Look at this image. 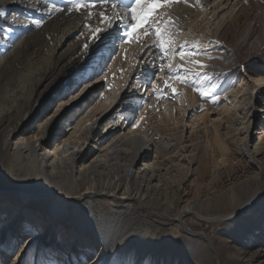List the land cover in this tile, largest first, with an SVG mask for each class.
<instances>
[{
  "label": "rangeland",
  "instance_id": "374dc122",
  "mask_svg": "<svg viewBox=\"0 0 264 264\" xmlns=\"http://www.w3.org/2000/svg\"><path fill=\"white\" fill-rule=\"evenodd\" d=\"M2 1L0 2V11L3 10L2 7L4 6ZM128 1H130L129 4L133 2V0ZM221 1L225 2V0H208V4L200 9L198 8L191 21H188L183 29L184 31L181 34H174V38L171 40V50H167L165 56L159 55L157 64L152 69L149 67L143 70L145 74L140 76L143 78L139 88L141 89L144 85L143 91L140 93L142 96L139 100L133 99L134 95L128 97L132 98L133 102L130 105L131 108L133 106V111L128 110L126 107L123 108L124 105L127 106V102H131V99L126 103L122 102V106H120L126 114V123L124 124V118L122 121L125 126H122L121 122L120 126L117 127L116 122L109 118L104 121L105 123L102 124L103 127L101 126L99 132L103 136L105 128L109 124H111L107 131V133H110L109 137L114 134L127 133L129 130H138V133L140 131L143 137H148L149 140L156 142L158 149L166 154L165 159L169 162L167 163L169 165L174 163L186 167L192 161L191 167L197 169L200 161L203 160V163L207 164H205L206 170L198 171L201 179L195 180V177L192 176L187 179L189 183L187 185H190L193 190L199 187L198 193L211 195L214 199L211 206L199 211L201 216L210 219L192 213L183 218L179 214L173 213L168 218L156 214L151 209L142 207H136L133 210L134 215L140 217L142 223H146L151 227L153 239L147 243L145 251L147 259H151L152 256L157 257L158 260L152 262L154 264H264V172L260 177L257 171L258 168L264 169V161L256 160L254 162L253 159H246L240 151L241 146L246 141L248 131L254 137L250 145L252 151L257 147L259 148L258 142L264 141V118H262L264 117L262 111L264 109V75L254 74L264 71V0H255L251 6H246V9H243V0H230L227 7L236 5V9L233 17L228 20L229 22L225 19L230 14H225L228 11H222L224 7L220 6ZM239 2L240 5H238ZM219 12H222L223 15L220 14L216 19ZM116 13H121V16L118 17L119 20L130 22V15L125 13L123 8ZM34 16L22 22L25 23L21 27L26 31L25 36L18 37L13 46L4 52H0V83H2L0 86V119L3 118L2 111L7 106H15L17 99L25 97L21 93L25 92L30 80H36L40 73L49 70L52 63L62 55L75 51V45L78 44L82 36L83 28L80 22L77 21L75 14L74 16L69 15L68 25L61 27L55 33L53 41L48 39L47 34H45L48 17L39 15L40 18H47V20L44 24L36 25ZM207 17L212 19L209 24ZM218 25H222L226 29L224 35L225 45L230 50L221 51L216 55V61L213 64H215L214 67L217 71V82L197 80V76L190 67L180 69L177 61L178 55L187 53L186 56L190 60L189 52L183 51L182 53L181 51L186 40L192 35H199L205 42L218 30ZM16 28H18L17 24H13L3 31L0 29V35L5 34L11 40L12 37H16L13 34ZM124 29L127 30V28ZM132 33L131 36L137 39L138 32ZM110 43L105 60L100 64L101 60L97 59V64L93 67L94 71L90 72L91 75H96L102 71L103 78L96 75L97 83L91 89L84 88L82 93L77 95L75 101H72L70 93L76 87V81L70 79L66 82L65 86L67 88L61 93V96L50 97V100L41 104L40 111L42 114H39V118L33 123L34 129L32 131L35 132L34 134L39 131L40 127L45 128L46 123L51 122L53 117L59 116L53 128L61 131V138L70 137L79 128L77 126L78 118L93 104L101 101V103L108 105V103L118 100L116 98L119 96L118 102L122 99L125 101L123 96L126 93L133 94L134 90L129 88L132 83L133 85L136 83L138 78L132 80L136 68H133L131 62H135L140 52L139 43L133 42L131 53L128 56L130 62H122L123 71L118 74L117 80L119 82L116 80L117 83H110L109 79L104 76H106L108 70H116L115 59L121 54L124 43L123 40L115 42L116 44L111 40ZM27 47L31 52H36L33 56L34 61L31 65L20 68V71L19 66L24 61V52ZM147 52L148 47L145 48L143 54ZM238 54L240 59L243 56L244 63L246 62L245 72L238 70ZM252 56L254 58L250 61ZM105 63L107 64L106 67L104 66ZM235 65L237 68L235 67L229 74H225L227 68ZM131 72L132 77L128 80L126 77ZM15 77H18L20 82H16ZM162 81L167 83H162ZM205 81L207 82L205 83ZM5 83L7 84L5 85ZM150 85L156 86L157 93H160L159 97L153 93ZM171 88H175L176 92L173 93ZM144 92L147 93L146 96ZM200 92H205L207 95L201 96ZM85 93H87L86 98ZM66 95L69 97L68 101L63 99ZM251 96L255 102L253 104L254 108L249 106ZM137 102L138 106L136 107ZM71 111L74 116H68ZM111 120L113 123H110ZM139 121L140 125L138 124ZM218 133L220 135H217ZM29 137L30 133L28 134ZM217 139L228 146L229 151L226 156H221L218 152L217 143L219 141ZM155 154L156 152L153 154L154 157ZM8 163L9 158L6 156L1 157L0 185L7 183L6 185L13 186L17 191L21 185H12L14 178L9 171ZM7 178L10 179V183L7 182ZM206 184L208 187L204 186ZM259 185H261L262 192L258 198L253 194ZM224 186L228 187V191L224 190L225 192H221V194L218 190ZM6 191L7 194L11 193L8 190ZM15 192L11 193L12 196ZM194 192L195 190L187 192L184 199L190 200L195 197L196 192ZM4 193V189L0 190V194ZM32 196L33 199L28 203V206H24L25 208L21 210L23 216H25L23 220H25V223L29 221V226L31 224L34 226V221H37L38 226L46 228L48 224L45 216L50 205L45 203V198ZM249 200L251 202L255 201V206L244 209V212L238 211L239 214L235 213L238 215L232 216V220L227 221L222 218L217 221V219H214L219 217L229 218L230 214L237 211ZM7 203L12 205L13 209L20 207L13 201V197L4 205H7ZM3 208L5 209V207ZM74 214L72 211L64 218L65 223L60 222L51 225V229L66 234L67 230L64 229L66 223L73 225V227L76 225ZM186 226L190 230L187 231ZM1 230L2 226L0 224ZM69 230L68 241L71 238L70 236L76 235L72 228ZM34 231L30 233L33 234ZM7 232L6 238H4L5 244L7 238L15 234L10 230ZM202 235H205L206 238H203ZM208 243L214 246V250H210L209 246H206ZM61 250L58 258L54 257L55 254H52L51 250L46 253L45 250L39 248L36 251L32 249L26 256L35 259L36 264H46L51 258L55 261L58 260V263L61 264L62 260L68 257L66 256L67 253L69 256L75 254V252L64 248ZM142 252L135 240L122 250L119 259L123 264H145L146 261L141 259ZM44 258H47V260L43 261ZM0 260H3L1 255ZM25 264H27L26 261ZM112 264H114V261Z\"/></svg>",
  "mask_w": 264,
  "mask_h": 264
},
{
  "label": "bare ground",
  "instance_id": "6f19581e",
  "mask_svg": "<svg viewBox=\"0 0 264 264\" xmlns=\"http://www.w3.org/2000/svg\"><path fill=\"white\" fill-rule=\"evenodd\" d=\"M229 1L220 2V6L224 7L222 11H228L225 14H230L225 19L226 21L233 17L236 9V5L227 7L228 3H230ZM243 1V9H246V6H251L255 0ZM2 2L4 4L2 11L5 15L0 17V29L3 31L13 24H17L18 28L13 31L16 37H12L11 40L5 34L3 36L0 35V52H4L13 46L18 37L25 36L26 31L21 28L25 23L23 24L22 22L25 19L32 18L34 15L36 21H41V24H44L47 18H40L39 15L48 17L45 34L52 41L56 35L55 33L61 27L68 25L67 19H69L71 14L73 16L74 14L76 15V19L80 22L83 31L80 41L75 45V51L62 55L52 63L49 70L47 69L45 73H40L36 80H30L25 92L21 93L25 97L17 99L15 106H7L2 111L4 116L0 119V159L3 156L9 158L8 168L14 178L12 185L19 184L21 187L16 191L13 186L6 185L7 183L0 185V190L4 189L5 192L0 194V224L2 226L0 240H5L8 230L15 232V234L22 229L27 232L35 230L31 234L34 238L32 241L33 250L35 249L36 251L39 248L45 250L46 253L51 250L52 254H55V258L60 256V251L63 248L75 252L74 256H69L67 253L66 256L68 257H65V261L62 260L61 264H90L89 257H93V252L97 250L100 255L93 257L92 264H97V262L98 264H112L113 258L110 255L109 248L114 249L117 242H121L123 250L128 244L136 240L143 251L141 259L146 261L145 264H154L152 262H156L158 260L157 257L152 256L150 257L151 259H147L145 251V246L153 239L151 227L146 223H142L140 217L134 215L133 210L136 207L151 209L156 214L158 213L168 218L173 213L179 214L182 218L189 213L201 216L199 211L211 206L212 202H214L211 195L198 193L199 187H197V189H194L196 192H194L195 197L185 200L184 196L187 192L194 191L190 185H187V179L193 176L195 180H200L201 176L198 171L206 170L207 164L205 163V165L202 160L197 169L191 167L192 161L186 167L174 163L169 165L167 164L169 162L165 159L166 154L158 149L156 142L149 140L148 137H143L140 131L138 133V130H129L127 133L114 134L109 137L110 133H107L111 126L109 124L105 128L103 136L99 132L104 125L103 123H105L104 121L109 118L116 122L115 125L117 127L120 126L123 118L124 124L126 123V114L123 112V108L126 107L128 110L131 109L133 111V106L131 108L130 105L133 102L132 98L128 97L134 95L133 99L139 100L142 96L140 93H142L144 85L141 89L139 88L143 78L140 76L145 74L143 70L149 67L152 69L157 64L159 55L165 56L167 50L172 47L171 40L174 38V34H181L188 21H191L193 14L197 12L198 8L200 9L205 4H208V0H187V3L184 0H180L179 3H171L164 6L149 5V7L155 9L149 18V23H152L153 17L161 21L159 25L153 24L154 28L158 27L160 36L159 38L156 35L145 36L143 34L144 28L141 27L133 31L135 33L138 32L137 39L131 35L128 38L130 41L136 40L140 47V52L135 60L136 63L131 62L132 66H134L133 68H136V73L132 80L136 77L138 78L136 83L134 85L132 83L129 88L134 90L133 94L126 93L123 96L125 101L122 99L118 102L119 96L116 98L118 100L108 103V105L101 103V101L93 104L78 118L77 126L79 128L76 133L67 138H61V131L53 128L59 116L53 117L51 122L46 123L45 128L40 127L39 131L34 134L35 132L32 131L34 129L33 123L39 118V114H42L40 111L41 104L50 100V97L61 96V93L67 88L65 83L70 79H75L77 82V79H80L78 70L80 65L85 63V60L92 68L97 64L98 53L92 50L93 44L89 39L91 29L85 25L97 26L99 23L97 16L100 10H104L108 17H112L122 8L121 4H129L130 1L119 0L116 9H113L110 4L97 5L92 9L90 16L87 15V10L85 9L77 11L71 8L66 0H4ZM52 3L63 7L65 10L49 14L46 9ZM240 4L239 2L238 5ZM220 14L223 15L222 12H219L216 19ZM211 20L207 17L208 24ZM129 23L128 20L120 19L118 26L114 27L111 32L108 46L111 44V40L114 43L123 40L124 48L118 56L119 58L115 59L116 70H108L106 76H104L109 79L110 83L116 82L118 74L123 71V63L130 60L128 56L131 53L133 42L125 43L123 36L124 31H126L124 28ZM100 26L103 27V25ZM225 32V27L218 25V30L205 42L199 35H192L188 38L181 51L182 53L183 51L189 52L188 56L191 59H188L187 53H183V58L181 54L178 55L177 61L180 69L190 67L197 76V80L217 82V71L216 67H214L215 64H213L216 61V55L221 51L230 50L225 45ZM86 42L89 43V52H86L82 47ZM108 46L104 49V57L100 59V64L108 55ZM146 47H148V52L143 54ZM25 50L24 61L20 64L19 70L31 65L34 61L33 56L36 52H31L28 47ZM253 58L252 56L250 61ZM237 60L238 70L245 72L246 62L244 63V57L242 56L240 59L238 54ZM195 61H200L201 64H197ZM235 67L237 68L236 65L227 68L225 74H229ZM18 77L14 78L16 82H20ZM131 77L132 72L126 78L130 80ZM1 85L2 83H0ZM29 85L30 87H28ZM146 92H144L145 96L147 95ZM129 99H131V102H127ZM122 102H127V106L124 105L123 108H120ZM253 104L255 102L251 96V104L249 106L254 108ZM135 106H138V102ZM262 111L264 112V109ZM68 116H74L73 112L71 111ZM110 123H113V121L111 120ZM124 124L122 122L121 125L125 126ZM138 124L140 125V121ZM218 127L220 129L219 124ZM29 133L30 137L28 138ZM250 134V131H248L246 141L241 146L240 151L246 159H253L254 162L256 160L264 161V141L258 142L259 148L257 147V149L255 148L252 151L250 145L254 137ZM143 135L145 136V134ZM217 135H220V133ZM218 137L220 138V136ZM218 139L217 141H219ZM217 144L218 152L221 156H226L229 151L228 146L225 143H221V141ZM155 152L154 157L153 154ZM257 171L261 177L264 169L258 168ZM6 180L7 182L10 181L8 178ZM204 186L208 187L207 184ZM6 190L11 193L16 192L12 196L11 193L7 194ZM224 190L228 191V187L224 186L218 191L224 193ZM261 192V185H259L253 196L259 198ZM32 195L45 198V203L50 205L49 211H47L45 216L48 224L46 228L38 226L37 221H34V226L32 224L29 226V221L25 223V220H23L25 216H23V211L21 210L31 202L33 199ZM12 197L18 207L20 206L18 209H13L14 207L12 208L9 203L4 205ZM257 201L262 202L261 200ZM254 202L249 200L237 211L230 214L229 218L219 217L214 219H217V221L222 218L227 221L232 220V216L239 214L238 211L244 212V209L255 206ZM72 211L75 213L76 225L73 227V225L66 223L64 227L67 230L66 234H62L59 231L56 232V229L55 231L51 229V225L64 222V218ZM201 217L210 219L206 216ZM179 221L182 223L180 219ZM70 228L76 235L70 236L71 238L68 241ZM186 230H190L189 227L186 226ZM202 236L206 238L205 235ZM125 241L126 243H124ZM3 244H0V255L4 259L11 255V248L7 243ZM206 246H209L210 250H214L212 244L208 243ZM16 259L19 260V256ZM24 259L27 264H36L35 259L30 256L25 255ZM46 260L47 258L43 259V261ZM58 262V260L55 261L51 258L46 264H60Z\"/></svg>",
  "mask_w": 264,
  "mask_h": 264
},
{
  "label": "snow or ice",
  "instance_id": "6c2138e0",
  "mask_svg": "<svg viewBox=\"0 0 264 264\" xmlns=\"http://www.w3.org/2000/svg\"><path fill=\"white\" fill-rule=\"evenodd\" d=\"M66 2L71 6V8L76 9L77 11L81 9L87 10V15H91L92 9L97 5H105L110 4L113 9H116L119 0H66ZM180 0H133L132 4H121V7L124 9L126 13L130 15V23L126 26L127 30L124 31V42H137L136 40H129V36L135 31L137 28H144L143 34L145 36L156 35L158 38L160 36V32L158 27L154 28L153 24L159 25L161 21L156 20L155 17L152 18V23H149V18L155 9L149 7V5H157L164 6L171 3H179ZM187 3V0H184ZM65 9L63 7L58 6L55 3H52L46 11L51 14L52 12H63ZM5 13L0 11V16H4ZM158 15V13H157ZM121 16V13H115L112 17H108L104 10H100L98 12V21L97 26L92 27L91 25H85L91 29L89 39L93 44V51L98 53V59H103L104 57V49L108 46V42L111 38V32L114 27H117L120 23L118 17ZM36 25H39L41 21H34ZM100 25H103L101 27ZM11 31V29H9ZM86 52H89V43H84L82 45ZM171 50L170 48L168 49ZM182 58H183V54ZM110 59V58H109ZM197 64H201L200 61H195ZM105 67L107 64L105 63ZM202 67H206L201 65ZM80 79L76 82V87L70 93L72 101H75L77 95L81 94L84 88L91 89L96 83V75H100L103 78V72H99L96 75H91L90 72L94 71L91 65L88 64L87 60L85 63L80 65L79 68ZM258 75H264V71L260 73H254ZM162 83H167L166 81H162ZM154 94H157L159 97L160 93H157L156 86L150 85ZM215 87V85H213ZM173 93L176 92L175 88H171ZM87 93H85L86 98ZM201 96L207 95L205 92H200ZM65 101L69 100V97L66 95L63 97ZM66 114V113H65ZM51 118V117H49ZM143 119V117H141ZM33 237L30 232L25 230H20L18 233L13 234L12 236L7 238L6 243L11 248V255L7 256L3 260H0V264H25V255L28 254L30 250H32V241ZM5 243L4 240H0V244ZM126 243V241L124 242ZM123 244L121 242H117L115 248H109L110 255L113 258L114 264H123V262L119 259L122 252ZM17 255H19V260L16 259ZM100 255L99 251L93 252V257ZM93 257H89V262L92 264ZM98 264V262H97Z\"/></svg>",
  "mask_w": 264,
  "mask_h": 264
}]
</instances>
